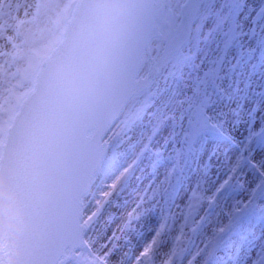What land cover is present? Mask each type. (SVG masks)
<instances>
[{"label": "snow or ice", "instance_id": "snow-or-ice-1", "mask_svg": "<svg viewBox=\"0 0 264 264\" xmlns=\"http://www.w3.org/2000/svg\"><path fill=\"white\" fill-rule=\"evenodd\" d=\"M12 5L0 264H216L242 218L264 216V0H146L102 74L84 24L96 0H26L24 19Z\"/></svg>", "mask_w": 264, "mask_h": 264}, {"label": "clouds", "instance_id": "clouds-1", "mask_svg": "<svg viewBox=\"0 0 264 264\" xmlns=\"http://www.w3.org/2000/svg\"><path fill=\"white\" fill-rule=\"evenodd\" d=\"M99 7L84 17L94 67L103 73L113 67L149 15L146 0H96Z\"/></svg>", "mask_w": 264, "mask_h": 264}, {"label": "bare ground", "instance_id": "bare-ground-1", "mask_svg": "<svg viewBox=\"0 0 264 264\" xmlns=\"http://www.w3.org/2000/svg\"><path fill=\"white\" fill-rule=\"evenodd\" d=\"M219 163V161H217ZM215 171V169H213ZM195 176H193V180ZM232 196L238 198L239 193ZM231 199V197H230ZM256 215V222H249L248 217ZM156 219L151 221L154 225ZM187 231V230H186ZM145 234H150L145 232ZM236 235L237 238L232 237ZM264 244V216L252 213L242 218L234 232L227 238L224 246L218 253L216 264H249V260L261 245Z\"/></svg>", "mask_w": 264, "mask_h": 264}, {"label": "rangeland", "instance_id": "rangeland-1", "mask_svg": "<svg viewBox=\"0 0 264 264\" xmlns=\"http://www.w3.org/2000/svg\"><path fill=\"white\" fill-rule=\"evenodd\" d=\"M25 2H26V0H13V5H12L11 12H12V14H13L14 16H20L21 19H24V17H23V6H24V3H25ZM27 2L31 3V2H33V0H27ZM17 3H19V4L21 5V7H20L19 10H18L17 7H16ZM31 11L34 12L35 10L32 9ZM29 19H30V17H29ZM2 63H3V59H0V64H2ZM21 66H23V65H21ZM10 71H11V72H15V71H16V65H14V66L10 69ZM10 79H11V85H18V84H19V80H18V79H16V78H11V77H10ZM3 80H4L3 73L0 72V94H4V93H3V88L9 86V85H7V84H3ZM23 90H24V89H23L22 86L17 88V91H23ZM0 102H2V101H0ZM248 221H249V222H255V223H257V222H256V215L249 216V217H248ZM186 230H187V229H186ZM232 237L237 238L236 235H233ZM263 245H264V244H263Z\"/></svg>", "mask_w": 264, "mask_h": 264}]
</instances>
